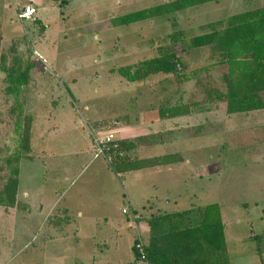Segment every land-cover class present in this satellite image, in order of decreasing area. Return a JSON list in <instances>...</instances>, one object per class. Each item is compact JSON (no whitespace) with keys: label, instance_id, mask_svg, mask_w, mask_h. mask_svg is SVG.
I'll use <instances>...</instances> for the list:
<instances>
[{"label":"rangeland","instance_id":"obj_1","mask_svg":"<svg viewBox=\"0 0 264 264\" xmlns=\"http://www.w3.org/2000/svg\"><path fill=\"white\" fill-rule=\"evenodd\" d=\"M166 1L0 0V63L32 64L15 93L0 71V187L17 168L14 204H0V264H147L132 248L131 214L147 223L151 213L190 209L175 225H194L211 203L220 206L230 264L264 263V109L227 113L221 102L173 115L201 96L193 81L157 73L130 82L118 72L183 48L185 71L199 68L223 89L220 57L190 38L264 0L110 22ZM25 6L35 9L29 20L18 18ZM178 30L187 35L175 44L168 36ZM22 126L27 151H17ZM107 133L131 149L94 157L92 136ZM140 233L148 242V230Z\"/></svg>","mask_w":264,"mask_h":264},{"label":"trees","instance_id":"obj_2","mask_svg":"<svg viewBox=\"0 0 264 264\" xmlns=\"http://www.w3.org/2000/svg\"><path fill=\"white\" fill-rule=\"evenodd\" d=\"M216 1L218 0H169L161 5L113 17L110 22L112 25L130 24L147 17L170 14ZM62 2L64 0H61ZM37 21L38 19H35V22ZM41 26L43 29L44 26ZM207 27V32L193 35L190 44L193 48L210 47L215 55L220 57L218 63L225 66V72L221 75L223 89L211 83L206 76L208 73L200 74L199 68L185 71L181 58L183 48L180 49V54L177 50H166L156 56L138 60L130 66L121 67L118 72L130 82L143 80L157 73H170L178 80L180 77L181 86L193 81V86L201 96L185 105H178L172 110L173 115L187 114L196 106L221 102L225 103L227 113L264 109V6L236 12L223 20L208 23ZM186 35L184 31L178 30L168 37L176 44L179 40H184ZM207 67L203 66L204 70ZM31 69L30 63L21 68L7 67L2 61L0 71L6 73V91L15 93L26 85ZM159 112L161 113V109ZM28 129L23 126L22 130L20 129L17 151H27ZM113 144H116V147ZM109 146L107 153L113 152L116 157L120 149H131V144H126V140H114ZM13 159L17 161L18 156ZM9 160L11 158L6 156V166ZM16 174L17 168L9 169L5 183L0 187V204H14ZM189 212L190 209L183 212L151 214L147 221L149 237L144 260L147 264H230L219 204L211 203L198 208L195 212L198 220L194 225H182L180 222V226H176L177 218ZM257 237L258 235L253 236L254 239ZM132 248L138 258L134 246Z\"/></svg>","mask_w":264,"mask_h":264},{"label":"built area","instance_id":"obj_3","mask_svg":"<svg viewBox=\"0 0 264 264\" xmlns=\"http://www.w3.org/2000/svg\"><path fill=\"white\" fill-rule=\"evenodd\" d=\"M35 13V9L31 6H25L23 10L18 13L19 19L29 20L32 18L33 14ZM113 134L107 133L104 137H94L92 136V148L94 150V157L98 156H105L108 148L110 147V143L114 142ZM116 147V144H113ZM123 213H127V210H123ZM133 216V214H131ZM134 250L137 253L138 259L145 260L146 259V246L147 242L143 238L142 234L139 232L137 233V237L134 241Z\"/></svg>","mask_w":264,"mask_h":264},{"label":"crops","instance_id":"obj_4","mask_svg":"<svg viewBox=\"0 0 264 264\" xmlns=\"http://www.w3.org/2000/svg\"><path fill=\"white\" fill-rule=\"evenodd\" d=\"M126 128V127H125ZM134 131L133 128H127V129H124L123 130V133L128 135V136H124V139H128L130 140V138L132 137H135L134 135H131L130 134ZM122 133V134H123ZM114 136V135H113ZM133 213V212H132ZM126 214V213H125ZM152 214V213H151ZM131 219H132V227L136 230V235L137 233L139 232H145L146 230H148L149 232V228H148V225L147 223H145V221L143 222L142 220V217L141 216H138L136 215L135 213H133V216L131 215ZM149 234V233H148Z\"/></svg>","mask_w":264,"mask_h":264}]
</instances>
